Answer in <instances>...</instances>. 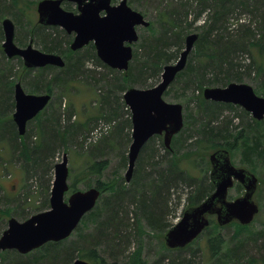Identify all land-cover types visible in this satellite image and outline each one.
<instances>
[{"label":"rangeland","instance_id":"obj_1","mask_svg":"<svg viewBox=\"0 0 264 264\" xmlns=\"http://www.w3.org/2000/svg\"><path fill=\"white\" fill-rule=\"evenodd\" d=\"M40 1L42 0H0V76L4 77L2 86L6 83L8 87H12L13 93H9V95L13 101L14 86L18 81L22 83L26 92L46 93L52 97L51 102L40 117L28 124L27 133L22 138L19 135H17L18 138H11L4 135L3 129L0 130V210L2 212L8 210L12 213L11 217L18 221H25L39 212L50 209L55 165L63 160L65 154L68 157L69 185L74 182L75 191H85L97 187L98 182L112 185V189L107 190L106 193L102 192L99 204L103 199H116L115 186L119 183L126 187L125 191L131 192L135 175L138 172V161L141 156L146 157L148 149L141 151L133 177L130 182H127L125 174L128 169V153L132 143V120L131 113L124 101V92L131 87H155L162 79L165 66H162L159 75L157 72L144 75L142 80L135 81V83L131 82L127 89L122 90V77L126 72L115 70L119 73H112L111 70L113 69L98 58L96 49H92L94 44L91 42L78 50V58L82 56L81 59L85 65L79 76L63 89H57L53 86L48 90L42 86L41 81L43 82L53 76L52 68L50 71L28 69L25 67L22 57L8 58L2 46L4 41L2 22L5 18H10L15 24V43L19 47L25 48L32 41L35 48L44 52L59 54L66 61H68L67 58L78 59L77 54L67 53L75 38L74 32L69 34L60 26H43L38 22L37 7ZM120 1L112 0V3L117 5ZM127 1L131 8L141 12L150 22L148 27H138L139 41L133 45L134 52L145 39L159 38L162 35L163 24L173 28L174 34L166 38L167 47L163 48L170 56V58H166V65L177 62L185 48V39L188 35L198 34L200 39L210 30L211 26H215L212 35L213 38L215 37L214 39H217L218 35L216 26L218 28L221 25L227 28L234 41L241 37L242 26L249 27L256 34V38L246 40L241 48L234 53L232 62L241 65L239 68L240 79H229L230 81L227 82L220 81L221 79L215 80L214 75L210 74L207 78L209 81L199 79L194 84L190 82L188 75L184 74L192 65L201 66L213 63L212 59L217 56V48L201 49L198 45V39L188 56L182 76H177L164 94V99L167 102L182 105L183 128L173 137L171 148L165 146L164 135L155 136L148 141L147 145L157 148L160 165L149 167L145 174L157 179L159 171L172 167L173 156H177L179 167L185 174L196 179L193 181L206 183L209 186L212 169L210 155L217 152L218 149L221 150L222 147L217 148L218 145L228 144L232 150L229 147L225 149L230 151L233 165L248 169L259 178L254 200L260 210L254 221L245 226L234 221L225 227H221L216 221V216H210L209 228L193 243L184 249L172 250L166 246V234L180 221L186 209L199 205L194 204L198 191V187L194 188L195 184L172 182L174 186L171 189L168 202L169 209L164 215V227L161 230L152 228L147 223L146 218L141 215V212L130 204L128 201L130 199L124 200L120 204L125 209L120 215V219L125 222L126 229L121 235L120 243L117 241L114 244L116 248H122L117 259L113 257L114 253L112 252L103 253V244L98 243L99 245H97L99 237L95 238L98 233L95 232L96 225L93 221H81L82 224L80 223L79 228L66 239L59 251L66 250L64 257L71 253L75 260L80 258L90 261L88 255H91V251L94 250L93 252L99 258L104 259L107 264H131L133 261L135 262V258L140 259L141 264H172V262L176 264H189L188 262L191 264H238L232 261L230 257L233 256L231 254L237 244L244 242L246 245L243 252L247 257L243 262L239 261V264H264V249H262L264 238L258 243L251 240L256 238L254 236L264 233V162L258 160L257 157H255L256 160L250 159L251 162H249L245 156V143L252 145L253 138L258 135L262 138L261 146L264 148V119L256 120L250 112L241 106L220 102L223 106L219 111L218 119L214 117L216 120L212 125L225 130L228 129L231 132V137L224 141L210 142L198 134L200 132L198 125L201 124L199 122L204 119L201 106L205 110L207 108L205 102L218 103L204 98L203 94L206 88H223L231 82L245 83L250 85L257 95L264 97V40L262 29H259L264 23L260 13L255 11L256 7L261 5L262 0H246L245 3L242 0H234L237 3L230 7L225 15H223L219 0ZM225 1L228 0H222V2ZM62 6L66 10L77 12L75 3L65 1ZM185 14L188 16L184 20ZM43 34H50L53 38L62 40V48H59L62 52L57 51L58 47L43 42L40 38ZM160 43L157 41L155 44ZM137 52L139 57L135 58L134 56L130 66L134 65V70H137V74H139L140 66L145 61L146 56L141 48H138ZM226 67L224 66V68ZM56 74L59 75V71H55ZM119 78L120 84L114 85V79L119 80ZM36 81L40 82L41 88L36 89ZM37 85L39 86V84ZM14 111L15 107L10 113L11 119ZM9 112L7 111V114ZM52 116H55V120L59 117V122L64 131H67V135L69 134V138L67 137L66 141L62 140L63 143L59 145L58 149L48 154L43 152L42 148L44 139L50 135V130L47 127ZM208 118L210 117L207 115L206 119ZM8 121L6 117L2 118L0 124L7 125ZM60 130L62 131V129ZM27 137H29L28 143L24 139ZM164 148L171 151L169 155ZM25 149L27 150L25 151ZM151 150L149 148V151ZM93 161H105L107 165L103 166L100 175H95L82 182L80 173L87 164ZM142 191L145 190L140 189L141 193ZM72 192L73 189L71 188L70 192L66 194V201ZM244 193V187L236 182L235 186L229 190L228 199L235 200L243 196ZM46 201H48V206L39 210L38 207H42ZM1 213L0 237L3 231L8 228V222L11 218L3 217ZM240 226H244V228ZM84 234L94 235V238L91 237L92 243L81 239ZM214 236L219 237L224 242L222 248L218 249L216 253H214L216 247L212 248L209 245L211 240L213 244L218 243L219 239L216 240ZM34 259L23 258L22 260L26 262L30 260L31 262ZM22 260L13 255H8L5 259L0 256V264H17Z\"/></svg>","mask_w":264,"mask_h":264},{"label":"water","instance_id":"obj_2","mask_svg":"<svg viewBox=\"0 0 264 264\" xmlns=\"http://www.w3.org/2000/svg\"><path fill=\"white\" fill-rule=\"evenodd\" d=\"M65 1L75 3L78 12L63 8ZM38 21L44 26H60L69 34L75 33L70 44L77 51L91 42L97 56L108 67L118 71H128L133 59V44L138 42V27H148L150 22L139 11L121 0L113 5L112 0H42L37 7ZM4 32L3 50L8 58L20 56L27 68L55 66L62 68L65 59L55 53H47L33 46L32 41L22 48L15 43V24L10 18L2 22ZM198 34H190L185 39V48L175 64L164 66L162 79L152 88L131 87L124 93V101L132 113V143L128 153V169L125 174L130 182L140 153L148 141L156 135H164V144L171 147L173 136L184 125L181 104L169 103L164 94L186 68L188 56ZM204 98L215 102L241 106L256 120L264 119V97L256 94L245 83L231 82L226 87H208ZM15 111L13 121L20 135H25L29 121L42 112L51 100L50 94L27 93L21 82L14 86ZM210 179L214 191L199 205L185 210L182 218L165 236L167 248L184 249L210 226V216H216L219 226H227L234 221L241 225L252 223L259 213L254 200L259 178L250 170L233 165L228 150H218L210 156ZM68 157L55 165V178L50 196V209L39 212L25 221L11 217L8 228L0 237V251L16 250L28 254L50 242H61L69 238L77 229L84 216L97 204L101 190L97 187L70 194ZM238 182L245 189L243 196L229 200V190ZM72 264H93L84 259H76Z\"/></svg>","mask_w":264,"mask_h":264},{"label":"trees","instance_id":"obj_3","mask_svg":"<svg viewBox=\"0 0 264 264\" xmlns=\"http://www.w3.org/2000/svg\"><path fill=\"white\" fill-rule=\"evenodd\" d=\"M243 3H245L246 0H242ZM222 9H223V15L227 14L230 7L234 6L235 2L234 0H228L225 2H222V0H219ZM261 5L256 7V12H259L263 23H264V0L261 1ZM218 4V2H217ZM245 5V4H244ZM187 14L184 15V20L187 19ZM43 27V26H39ZM244 30H243V29ZM163 31L161 32L162 35L159 36V38L156 39H145L141 44L138 45L137 50L134 52L135 58L139 57L138 48H141L144 50V54L146 56L145 61L140 66L139 74H137V70H134V65H131L129 70L127 71L126 74L122 77L123 85L121 86V89H127L128 85L132 82L135 83V81L142 80L141 78L144 75H148L152 72H157L159 75L161 72L162 66L166 65L167 59L170 58V56L167 55L165 50L163 48L167 47L166 46V38H169V35H173V28L170 25L163 24L162 25ZM215 26H211L210 30L207 31L202 38L199 39L198 45L201 49H208L210 48H217V56L212 59L214 61L213 63H209L207 65H192L189 67L187 71L184 72L186 73L190 79V82L196 83L199 79L201 80H206L209 81L208 75L213 74L215 80H220L223 82L230 81L229 79H240L241 77V72L239 71V68L241 67L240 64H235L232 62V59L234 57V53L236 50L241 48L243 43L246 40H250L253 38H256V34L251 31L249 27L242 26L240 30L241 32V37L237 38L235 41L232 40L229 32L227 31V28L223 25L219 26L217 28L216 26V32H218L217 39L213 38V32L215 31ZM259 29H262V37L264 40V25L261 24V27ZM44 35V36H43ZM40 38L43 40V42H48V44L54 45L58 47L57 51L62 52L59 50V48H62V40H57V38H53L50 34H43ZM227 35V36H226ZM157 41L162 42L160 44H155ZM92 49H95L94 45H92ZM68 54H77V58L79 56V51L74 52L70 48L67 50ZM94 55V54H93ZM80 58L73 60V58H67L68 61H66V66L65 68L59 70V75H55V71L58 70L56 67H50L48 66L47 68H44L43 70H52L53 76L50 79H45V81H41L43 84V87H46L48 90L51 89V87H56L57 89H63L64 87H67L73 80L79 76V73H81L85 67L84 61ZM101 65V63L99 62ZM103 66V65H101ZM224 66H227L224 68ZM112 73H119L115 70H111ZM51 73V74H52ZM55 75V76H54ZM178 76H182V72L178 74ZM4 77L0 76V123L2 118H7L9 123L7 125L0 124V130L3 129L4 135H8L11 138H18V132L16 129L15 123H13V120L10 118V113L13 111L15 107V102L13 101V98L11 97L10 94L13 93L12 87H8L6 83H4V86H2ZM105 80H108L105 78ZM114 85L120 84V78L119 80L114 79L113 81ZM31 84V82H30ZM39 84V86L37 85ZM143 86V85H142ZM35 87L36 89L38 87L41 88L40 82L36 81L35 82ZM144 88V87H141ZM126 91V90H125ZM201 106V105H200ZM205 106L207 107L204 110V107L201 106L203 109L204 113V119L199 122L201 124L198 125V131H200L198 134L205 139H207L210 142L213 141H224L231 137V132L227 129L225 130L224 128L221 127H214L212 124L216 119L219 117V111L221 107L223 106L221 103H214V102H205ZM220 107V108H217ZM7 111H10L9 114H7ZM41 114H39L37 117H40ZM209 116L210 118L206 119V116ZM36 117V118H37ZM55 116H52L49 125L47 129L49 128L50 130V135L44 139L43 143V148L42 151L47 152L48 154L55 152L59 145L62 144V140L66 141V138L69 136L67 135V131H64L63 126L60 124V119L59 117L55 120ZM216 117V119H214ZM32 122V121H31ZM61 128H60V127ZM62 129V131L60 129ZM70 133V132H69ZM258 133V132H257ZM69 138V137H68ZM27 140L28 139L24 138ZM262 138L260 135L257 137H254L252 140V145H249L245 143V156L251 162L252 159H255L257 157L258 160H261L264 162V148L261 146ZM66 143V142H65ZM64 143V144H65ZM29 145V144H28ZM222 147V148H221ZM224 147V148H223ZM230 147L228 144H223L218 145L217 148L225 149ZM149 148L152 149L149 151ZM148 149V150H147ZM167 150V154L169 155L170 150L167 148H164ZM27 149H25L26 151ZM143 151L147 150L146 152V157L141 156L139 159L138 163V172L135 175L134 178V184H132L133 188L131 192H127L126 187L122 184H118L115 186V189L117 192L115 198H107L103 199L101 203L96 205V207L89 212L83 221H88L94 222L95 226V232L98 233L95 238H98L97 240V245L103 244L104 250L103 253H114L113 257H119V253L122 251V248H116L115 243L117 241L119 242L121 235L124 233L126 229V224L123 220L120 219V215L123 214L124 212V207L120 205L124 200H128L130 204L134 205L137 210L141 212V215L146 218L147 223L154 228L155 230H161L164 224V215L166 211H168V202L169 198L171 196V189L174 186L173 183H189V185H194L195 187H198L197 191V197L196 200L194 201V204H200L205 198H207L214 188V184L210 179V184L209 186L206 183H199L197 181H193L196 179H192L191 176L188 174H185L179 167L178 160L176 159L177 156H173V164L172 167L166 168L165 170L159 171V175L156 178L150 177L149 175H146L145 172L149 167H155L160 165V160H159V153L157 148L154 146H149V144L145 145V148L142 149ZM220 150V149H218ZM227 150V149H225ZM232 150V149H231ZM229 151V150H228ZM23 152V149L21 150V154ZM230 152V151H229ZM28 151L26 152V154ZM175 159V161H174ZM251 159V160H250ZM31 160V157H30ZM253 161V160H252ZM107 163L104 162H97L93 161L90 164H87L85 169L80 173V177L82 179V182L86 181V179L90 177H94L95 175H100L103 171V166H106ZM193 182H192V181ZM177 185V184H176ZM96 186L101 190V195L103 193H106L107 190L112 189V185H109L105 182H98ZM73 189L75 191L76 186L75 183L73 182L72 185H70V189ZM135 188V190H134ZM141 190L142 193L140 192ZM133 191V193H132ZM103 192V193H102ZM126 195V196H125ZM129 195V196H128ZM195 195V196H196ZM123 197V198H122ZM118 200V202H116ZM1 201V200H0ZM48 206V201L45 202V204L42 207H38L39 210L45 209V207ZM38 208H36L38 210ZM2 210H0V213ZM139 212V213H140ZM3 217H11L12 213L6 210L5 212H2ZM137 215V216H141ZM23 218V216H20ZM81 222V224H82ZM80 224V225H81ZM216 225V224H215ZM217 226V225H216ZM244 228V226H240ZM79 228V227H78ZM209 228V227H208ZM94 238L93 234H88V235H82L81 239L85 240L86 242L90 243L92 241V238ZM253 240L255 243H258L261 239L264 238V233H261ZM216 240L219 239L218 243H214L209 241L210 247L214 248V253L218 251V249H221L222 246L224 245V242L220 240L219 237L214 236ZM66 240L61 241V242H50L43 247L29 253L26 255H21L17 251H4L0 253V256L5 259L6 256L8 255H13L16 258L23 259H32L35 258L34 260H28L27 262L22 260L19 261L17 264H72L73 261L75 260L74 257L71 255V253H68L65 257L64 255L66 254V250L60 252V247L62 246L63 243H65ZM92 243V242H91ZM120 243V242H119ZM246 243H238L237 246L234 248L233 255L230 257V259L236 263L239 264V261L243 262L246 259V255L243 252L244 247ZM263 245V244H262ZM95 246V245H94ZM115 248V250H114ZM113 249V250H112ZM264 249V246L262 247ZM94 250L91 251V255H88L90 257V262L93 264H107L104 259H101L97 256ZM181 251V250H179ZM14 263V261H13ZM191 264V262H188ZM116 264V263H114ZM131 264H141L140 259L135 258V262L133 261ZM172 264H176L175 262H172Z\"/></svg>","mask_w":264,"mask_h":264},{"label":"flooded vegetation","instance_id":"obj_4","mask_svg":"<svg viewBox=\"0 0 264 264\" xmlns=\"http://www.w3.org/2000/svg\"><path fill=\"white\" fill-rule=\"evenodd\" d=\"M53 67H55V66H53ZM44 68H47V67H44ZM44 68H30V69H42V70H43ZM56 68H58L57 71H59V70L65 68V66L62 67V68H59V67H56ZM28 69H29V68H28ZM18 82H20V81H18ZM21 84H22V83H21ZM51 100H52V97H51ZM51 100H50V102H51ZM50 102H49V103H50ZM16 129H17V127H16ZM17 132H18V130H17ZM18 135L21 136V138L24 136V135H20L19 132H18ZM97 188H98V187H97ZM100 197H101V196H100ZM99 199H100V198H99ZM98 201H99V200H98ZM97 203H98V202H97ZM95 207H96V206H95Z\"/></svg>","mask_w":264,"mask_h":264},{"label":"bare ground","instance_id":"obj_5","mask_svg":"<svg viewBox=\"0 0 264 264\" xmlns=\"http://www.w3.org/2000/svg\"><path fill=\"white\" fill-rule=\"evenodd\" d=\"M97 202H98V201H97ZM96 205H97V204H96ZM94 208H95V207H94ZM92 210H93V209H92ZM92 210H91V211H92ZM91 211H90V212H91ZM88 213H89V212H88ZM88 213H87V214H88ZM87 214H86V215H87ZM86 215H85V216H86ZM85 216H84V217H85ZM83 219H84V218H83ZM83 219H82V220H83ZM79 225H80V224H79ZM77 228H78V227H77ZM75 231H76V230H75Z\"/></svg>","mask_w":264,"mask_h":264}]
</instances>
